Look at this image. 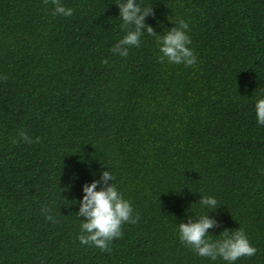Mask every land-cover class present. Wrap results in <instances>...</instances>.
Segmentation results:
<instances>
[{
    "label": "trees",
    "instance_id": "obj_1",
    "mask_svg": "<svg viewBox=\"0 0 264 264\" xmlns=\"http://www.w3.org/2000/svg\"><path fill=\"white\" fill-rule=\"evenodd\" d=\"M118 2L60 0L73 15L54 17L0 0V264H227L179 241L207 214L213 239L240 228L257 249L235 264H264V0H136L158 35L188 23L192 67L159 62L146 32L114 55ZM19 129L40 143H13ZM105 170L139 216L110 252L77 239L83 185Z\"/></svg>",
    "mask_w": 264,
    "mask_h": 264
},
{
    "label": "clouds",
    "instance_id": "obj_2",
    "mask_svg": "<svg viewBox=\"0 0 264 264\" xmlns=\"http://www.w3.org/2000/svg\"><path fill=\"white\" fill-rule=\"evenodd\" d=\"M51 2L54 6L52 15L70 17L73 9L64 7L60 0H44L47 5ZM119 17L122 21L121 30L126 33L111 49L114 55L126 58L129 49L139 47L141 37L145 32L157 40L159 62L192 67L197 62L193 50L189 47L192 41L187 34L188 23L183 20L178 26L172 27L163 35H158L154 28L145 23L149 17H154L153 7H141L136 0H119L116 4ZM107 64V61H103ZM7 80V76L0 77ZM256 121L264 127V99H259L255 104ZM24 142L27 144L40 143V138L33 140L24 129L17 130L13 143ZM111 181V183H110ZM114 177L107 170L103 171L100 179H94L90 184L83 185V199L79 201L78 218L82 217L79 243L85 246L98 248L101 252H110L111 243L122 238V226L125 223H138L139 216L133 215L131 203L125 199L115 185ZM202 207L217 209V200L211 196L200 197ZM46 221L55 223L51 209H41ZM220 227L216 219L208 214L201 215L198 219H188L187 223L178 226L179 241L181 245L189 248L198 256L209 258L212 261L222 259L227 264H235L241 258L253 257L257 249L251 246L243 229L230 231L225 229L219 237L213 239L209 230ZM231 232V235H229Z\"/></svg>",
    "mask_w": 264,
    "mask_h": 264
}]
</instances>
